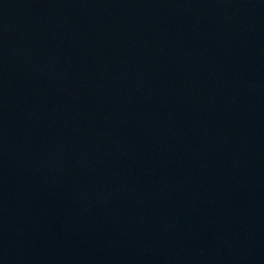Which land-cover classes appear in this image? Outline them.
I'll list each match as a JSON object with an SVG mask.
<instances>
[{
  "label": "water",
  "instance_id": "1",
  "mask_svg": "<svg viewBox=\"0 0 264 264\" xmlns=\"http://www.w3.org/2000/svg\"><path fill=\"white\" fill-rule=\"evenodd\" d=\"M0 264H264V0H0Z\"/></svg>",
  "mask_w": 264,
  "mask_h": 264
}]
</instances>
